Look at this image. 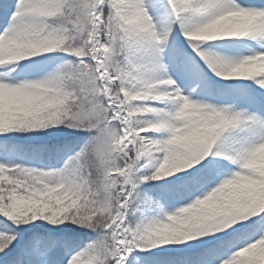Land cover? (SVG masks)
Segmentation results:
<instances>
[{"label": "snow or ice", "instance_id": "6c2138e0", "mask_svg": "<svg viewBox=\"0 0 264 264\" xmlns=\"http://www.w3.org/2000/svg\"><path fill=\"white\" fill-rule=\"evenodd\" d=\"M0 264H264V0H0Z\"/></svg>", "mask_w": 264, "mask_h": 264}]
</instances>
